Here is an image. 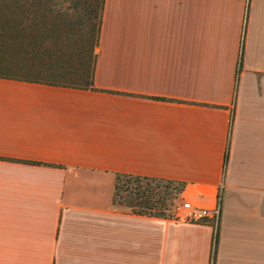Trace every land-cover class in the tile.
<instances>
[{"label":"crops","instance_id":"crops-1","mask_svg":"<svg viewBox=\"0 0 264 264\" xmlns=\"http://www.w3.org/2000/svg\"><path fill=\"white\" fill-rule=\"evenodd\" d=\"M93 81L0 77V264H264V0H104ZM117 174L220 198L214 262L211 224L116 204Z\"/></svg>","mask_w":264,"mask_h":264},{"label":"trees","instance_id":"trees-1","mask_svg":"<svg viewBox=\"0 0 264 264\" xmlns=\"http://www.w3.org/2000/svg\"><path fill=\"white\" fill-rule=\"evenodd\" d=\"M103 7L104 0H0V77L93 88ZM241 66L242 50L238 72ZM226 160L227 153L224 164ZM121 176L157 179L117 174L114 197ZM166 181L177 184L176 195L182 191L183 182ZM133 195L130 207H137L134 212L169 216L161 197L152 201L149 193L137 187ZM217 237L218 227L214 233L212 262Z\"/></svg>","mask_w":264,"mask_h":264},{"label":"rangeland","instance_id":"rangeland-1","mask_svg":"<svg viewBox=\"0 0 264 264\" xmlns=\"http://www.w3.org/2000/svg\"><path fill=\"white\" fill-rule=\"evenodd\" d=\"M136 187L141 191L149 193L150 200L152 201L161 197L165 201V207L167 208L165 213L167 215L171 214L176 204L183 201L177 199L176 183L161 179L135 180L133 177L121 176L118 179L117 191L114 197L115 203L121 206H130L134 200L133 192ZM158 207H160V204H158ZM134 209H137V207L132 208V210ZM153 211L156 210L154 209Z\"/></svg>","mask_w":264,"mask_h":264},{"label":"built area","instance_id":"built-area-1","mask_svg":"<svg viewBox=\"0 0 264 264\" xmlns=\"http://www.w3.org/2000/svg\"><path fill=\"white\" fill-rule=\"evenodd\" d=\"M244 27L245 20L242 30H244ZM220 192L221 191L219 189V195ZM168 217L181 222L209 223L216 231L220 218V198L218 199L216 205L211 208L195 206L191 202L183 200L173 207V210Z\"/></svg>","mask_w":264,"mask_h":264}]
</instances>
